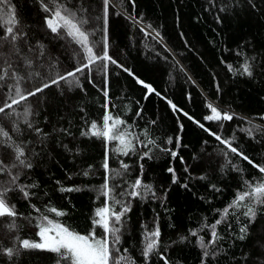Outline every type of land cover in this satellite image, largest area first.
<instances>
[{
  "label": "trees",
  "instance_id": "trees-1",
  "mask_svg": "<svg viewBox=\"0 0 264 264\" xmlns=\"http://www.w3.org/2000/svg\"><path fill=\"white\" fill-rule=\"evenodd\" d=\"M112 3L116 7L113 8L111 4L109 7V54L123 67L108 64L110 107L111 104L116 105L111 109L113 114L121 115L129 124H133L137 133L146 128L148 138L156 141V146H151L150 158L143 161L138 159V154L118 157L109 152L111 169L122 171L120 160L129 165L128 173L123 177L117 176L110 184L119 183L123 186L125 180L131 182L139 175V166L143 163V181L151 184L156 192L155 197L149 195L146 199L131 200V211L124 218L126 223L121 228L119 247L121 252L127 248L136 264H144L140 254L143 246L142 226L151 229L158 219L161 232L159 251L165 253L172 264H201L202 252L196 244V237H191L189 230L198 229L202 223H214L220 211L233 200L242 179H251L259 173L247 161L231 153L229 157L232 163L243 171L233 170L231 165L222 168L225 160L220 149L223 146L194 121L204 123L205 127L221 134L223 138L235 134L233 146H239L255 163L264 162V140H260L259 134L254 140L239 131L240 128L248 127V120L264 126V120L260 119L264 116V0H253L257 6L255 9L249 6L247 0H135L134 8L131 0H112ZM13 4L18 20L14 30L22 29L27 34L25 39L33 45L37 41L43 43L45 57L50 55L54 60L58 59L59 64L55 67L61 73L71 70L75 66L73 54L66 48L64 41L53 38L44 26L46 14L42 12L39 0H13ZM71 5L87 9L78 13L82 17L91 14L93 9L99 14L102 9L101 0H71ZM118 11L121 13L119 16L116 15ZM126 14L141 18L143 25L151 24L161 33L171 52H165L151 37L145 38L139 26L129 20ZM217 16L221 23L217 22ZM93 24L97 31L91 39L99 42L103 35L100 31L103 20L90 21L85 28L90 29ZM3 33V28H0V36ZM16 43L25 54H29L23 40L18 39ZM10 50L11 44L7 42L0 49L6 56ZM237 53L242 54L238 56ZM164 56L168 57L167 61ZM32 58L35 69V56L32 55ZM12 59L14 66L19 65L18 70L24 74L23 61L16 56ZM245 60L252 65V77L229 72L222 63L225 61L239 67ZM177 62L183 65L184 71L179 70ZM125 68L132 75L124 71ZM38 70L42 74L48 71L47 67ZM136 78L151 84L160 95L152 94L145 99L146 89L136 82ZM80 79L84 91L75 87L68 91L67 85L61 82L59 88L53 85L20 106H14L18 112L27 106L31 107L32 116L29 119L48 133L43 143L36 142L35 134L23 124V117L19 121L23 134L19 136L11 131L12 121L3 118V114H0V124L13 139H31L33 143L28 148L38 153L28 154L33 163L32 169H13V172L20 173L19 183L37 184L31 190L36 193L31 203L40 207L42 212L49 203L65 211L67 215L64 217L55 218L54 214H49V218L59 219L84 234L92 228L91 219L95 209L102 206L105 200L100 192L105 177L102 167L105 144L101 139L80 134L81 129L86 127L82 118H86L89 123L92 120L101 122L105 100L101 91L105 87L104 70L93 68V83L88 82L87 70ZM11 83V80L6 81V84ZM30 88V83L22 84V89ZM6 92V87L0 89V103ZM169 100L177 106V111L172 110ZM208 102L230 110L235 114L233 120L205 121L204 116L210 114L206 108ZM141 108L143 111L137 117L136 112ZM184 113L193 119H188ZM180 125H183L182 131ZM61 128H68L71 135L62 134L59 131ZM177 137L179 148L176 145ZM144 138L141 134V139ZM169 138H172V144L167 143ZM165 148L177 151V157L173 159L169 152L162 150ZM145 150L138 148L137 153ZM0 159L10 163L14 155L7 147L0 146ZM90 165L89 175H82ZM169 167L175 170L178 180L175 184L172 183V173L167 171ZM201 176L205 178L200 179ZM9 179L7 174L0 175V181ZM185 183L188 188L182 187ZM212 184L220 191L212 190ZM61 186H75L80 190L60 192L58 189ZM116 191L118 193L119 189ZM9 197L16 204L18 213L39 216L20 193H9ZM242 219L248 222L246 218ZM11 222L12 218H0V243L4 246H11L12 238L16 235L38 240V229L22 216L15 218L17 228L14 230L8 228ZM227 223H231L233 228L229 229ZM237 228L232 216L218 226L217 231L223 239L218 242L217 254L209 258L208 264H264V208L257 209L245 240L236 238ZM96 232L99 235L102 230L97 228ZM199 234L205 236V241L210 239L207 229ZM181 236L188 239L181 241ZM244 254H247V260ZM0 264H53V259L47 252H21L19 257H13L11 261L0 255ZM151 264H163V261L153 255Z\"/></svg>",
  "mask_w": 264,
  "mask_h": 264
},
{
  "label": "snow or ice",
  "instance_id": "snow-or-ice-1",
  "mask_svg": "<svg viewBox=\"0 0 264 264\" xmlns=\"http://www.w3.org/2000/svg\"><path fill=\"white\" fill-rule=\"evenodd\" d=\"M133 8L135 7V0H131ZM249 6L255 9L257 6L253 3V0H247ZM40 8L46 15L44 16V26L52 34L53 38L64 41V44L68 50L73 54L75 66L71 70H65L63 73L55 67L59 64L58 59H53L50 55L45 57V46L43 43L37 41L35 45L28 42L26 33L23 30H14L18 24L16 17V6L13 4V0H0V28H3L4 33L0 36V49H3L4 43L11 44V50L7 56L3 51H0V89L7 88V92L4 93L3 102L0 103V114H3V118H7L12 121L13 127L11 131L16 133L17 136L22 135L20 118L23 117V124L27 130L31 131L37 137L38 143H43V138L48 136L43 129L34 125L29 119L32 116V109L27 106L22 112L15 110L14 106H20L22 102L27 101L30 97H36L40 93H44L46 89L51 88L53 85L58 88L61 82H64L68 87V91H71L74 87L84 91L83 84L81 83V76L85 75L87 70L88 82L93 83L91 74L93 68H103L105 74V87L101 89L103 96L105 97L102 107L104 108L101 122L92 120L90 123L86 118L84 120L85 128L81 129V135L88 138L101 139L105 144V158L102 167L105 170L104 183L100 187L101 195L105 197L102 206L95 209L94 215L91 219L92 228L82 234L65 223L60 221L59 217H64L67 213L63 210L52 206L50 203L44 206V211L36 204L31 203V199L36 196V193L31 191L37 187L36 183L22 184L19 183L20 173L18 171L13 172V169H32L33 163L28 158V154H38L34 152V149H29L28 145L33 143L31 139L28 140H16L10 135L8 130H5L4 126L0 124V146L7 147L14 155V159L10 163H5L3 159H0V175L7 174L10 179L8 181H0V218H12V222L8 224L10 230L17 228L15 218L18 215L22 216L30 225H33L38 229L36 236L38 240L21 238L16 235L12 238L11 246H4L0 243V255L8 258L9 261L13 257H19L21 252L40 251L51 254L53 264H136L135 259L130 255L129 250L125 248L123 252L119 247L121 242V228L126 223L124 219L131 211V200L146 199L149 195L156 196V192L151 184H147L143 181V163L140 164V173L131 182L125 180L123 186L119 183L110 184V181L115 180L117 176L123 177L128 173L129 165L123 160L119 161L120 170L111 169L109 164V152L119 156H129L131 154H138V159L143 161L146 158H150L151 146H156L155 139L148 138V130L142 129L141 133H137L134 125L129 124L127 120L122 118L121 115L113 114L111 109H114L116 105L111 104L107 89V68L108 64H115L117 67H123L109 54V41H108V17L110 4L113 8L116 7L112 0H101L102 9L100 13H97L96 9L92 10V13L86 17L78 15L87 11L81 7L71 5V0H39ZM71 5V6H70ZM223 11V9H221ZM116 15L121 13L118 11ZM127 18L131 20L135 25H138L140 31L145 38L151 37L152 41L163 47L165 52H171L167 44L164 42V38L161 33L157 31L151 24L143 25L141 18H136L131 14H126ZM103 20V28L100 29L103 35L99 42L92 40L91 37L95 36L97 27L93 24L92 28H85V25L90 21ZM217 22L221 23L219 16H217ZM182 35V34H181ZM9 37L11 38L9 40ZM18 39L23 40L25 47L29 54L35 56L36 68H33L34 60L32 55L25 54L16 41ZM75 45V47H72ZM102 45V47H101ZM99 49V50H97ZM242 53H237L241 55ZM159 55V53H157ZM13 56H16L18 60L23 61L24 74L18 70L19 65L14 66ZM166 61L167 56L163 57ZM225 64L229 72H237L241 76L252 77L253 70L252 65L245 60L239 67H234L225 61ZM180 71H184L183 65L177 62ZM177 65H174L176 67ZM47 67L48 71L43 73L38 69H44ZM124 71L132 73L129 69ZM79 74V75H78ZM189 80L192 78L189 76ZM11 80L13 83L6 84V81ZM136 82L146 89L145 99L149 95H160L159 92L149 83L144 80L136 78ZM195 83V81H192ZM23 83H30V89H22ZM217 91L219 92V85H217ZM172 110L177 111V106L170 100L168 101ZM206 108L210 110V114L204 116V120L207 122H221L232 121L234 113H231L228 109H221L218 105H214L212 102L206 104ZM11 110V111H9ZM83 111V109H81ZM143 109H138L136 116L139 117ZM182 111V110H180ZM188 119H193L184 113ZM264 120V116L260 117ZM155 124V121L151 122ZM205 132L215 138L223 147L220 149L221 155L224 157L225 163L221 166H232L233 170L242 172L243 170L238 168L236 164L232 163L229 153L240 157L243 161H247L257 170L259 175H253L251 179H242L240 188L234 194L233 200L220 211V216L212 224L202 223L198 229H190L189 233L191 237H196V244L202 252L201 264H208L209 258L214 257L217 254V245L223 237L218 233L217 228L220 224L226 223L228 217L232 216L237 222V239L243 241L248 235V229L251 222L257 215L258 208H264V162L255 163L248 155L239 148V146H233L235 141V134L230 138H223L221 134L211 131L205 127L204 123L200 121H194ZM247 128H240L239 131L244 132L249 138L257 139L259 134L260 140H264V126L254 124L251 120L247 121ZM223 127V124H220ZM181 131L183 125H180ZM59 131L65 135H71L68 128H61ZM141 134L145 137L141 139ZM168 144H172V138L167 140ZM207 143V141H205ZM111 145V147H109ZM176 145L179 148V137L176 138ZM67 148L68 145H62ZM138 148L146 149L141 153H137ZM169 152L171 157L175 159L178 155L177 151L172 149H162ZM181 162L183 158L181 157ZM91 165L87 171H84L82 175L88 176L91 170ZM172 173V183H177V177L175 170L172 167L167 169ZM187 172L188 169L185 168ZM204 179V176L199 177ZM60 184L59 181L56 182ZM182 187L188 188L185 183ZM210 188L214 191H220L216 185H210ZM117 189L119 192L117 193ZM60 192H73L80 189L75 186L65 187L61 186L58 189ZM18 192L22 198L29 202V207L35 213H39V216H33L31 213L25 215L18 213L15 203L10 201L9 193ZM121 197H127L130 199H121ZM166 198V193H165ZM219 211V210H218ZM49 214H54L55 218H49ZM242 218H246L248 222H244ZM35 221V223H33ZM229 229L233 228L231 223H227ZM100 228L102 232L98 235L96 229ZM142 248L141 256L144 264H151L153 255L158 256L159 260L163 261V264H172L167 255L159 251L160 247V228L158 219L154 221V227L149 229L147 226H142ZM207 229V234L210 235V239L205 241V236L199 233L204 232ZM188 239L186 236H181L180 240L184 241ZM212 249V251H210ZM245 260H247V254H244Z\"/></svg>",
  "mask_w": 264,
  "mask_h": 264
}]
</instances>
